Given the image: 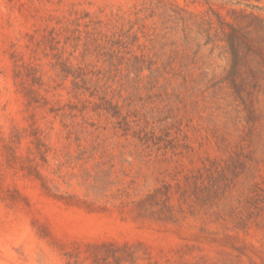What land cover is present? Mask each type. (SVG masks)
I'll list each match as a JSON object with an SVG mask.
<instances>
[{
    "label": "rangeland",
    "instance_id": "obj_1",
    "mask_svg": "<svg viewBox=\"0 0 264 264\" xmlns=\"http://www.w3.org/2000/svg\"><path fill=\"white\" fill-rule=\"evenodd\" d=\"M0 264H264V0H0Z\"/></svg>",
    "mask_w": 264,
    "mask_h": 264
}]
</instances>
